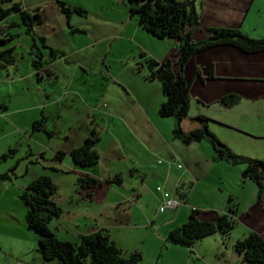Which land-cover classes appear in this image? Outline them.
I'll return each mask as SVG.
<instances>
[{"label": "crops", "instance_id": "crops-1", "mask_svg": "<svg viewBox=\"0 0 264 264\" xmlns=\"http://www.w3.org/2000/svg\"><path fill=\"white\" fill-rule=\"evenodd\" d=\"M62 1L70 8L80 7L82 12L86 10L88 2V0ZM117 1L123 5L125 11L121 15L126 21L124 29L127 30L123 38L131 45L129 53L121 57L126 60V65L119 69L110 67L101 69L105 73L103 76L100 75L102 87L94 91L80 90V93H77L78 90L72 85L71 75L65 81L64 90L72 89L75 94H80V99L85 103L93 99V102H101V105L99 108L89 107L90 105L86 107V112L91 111L92 119L97 120L96 124L80 126L71 140L69 134L65 133L69 143L67 141L68 144L58 150L63 152L58 160L68 165H66L68 171L77 168V178L75 182L72 181L71 188L78 198L76 204H80L81 210L69 208V205L64 209L57 203L61 212L50 219V228L58 238L73 243L77 242L80 234L101 227L106 228L124 254L138 250L142 262L146 264H166L159 260L162 249L180 256L183 264H201L197 249L193 248L196 244L188 247L165 239L170 228L186 219L190 208L197 210L199 218L214 220L218 211H226L227 205L233 204L235 211L232 217L234 222L236 220L240 223V236L248 230H254L264 236V188L257 199V185L252 179L241 175L242 163L234 164L216 157L212 146L204 138L182 141L188 144L183 147L179 142L181 140L177 141L178 137L171 131L174 118L157 113V106L163 99L160 83L156 78L145 77L147 68L143 60L145 57L156 61L173 57L178 40L153 36L138 24L135 17L128 14L123 0ZM41 2L42 0L25 2L22 0V5L19 6L29 11ZM194 6L198 19L189 27L193 39H202L207 34L208 27L213 26L232 27L246 35H250L247 31L251 30L256 34L250 36H264V0H194ZM139 52L144 56H140ZM55 60L50 61V66ZM125 67L128 68L127 74L124 72ZM195 69L199 75L193 74ZM181 73L189 81V112L180 121V127L188 130L195 126L196 122L191 116L203 113L209 117L208 129L229 149L264 160V119L260 118V115L264 116V50L245 52L228 44L210 45L193 53L185 62ZM59 79V75L55 74L54 80ZM117 85L122 88L125 95L120 96L124 103L117 102L114 96ZM192 86H197L196 93H192ZM64 90L62 88L58 95L49 92L42 101L29 105V109L38 112L34 115L32 113V122L43 120L46 115L58 117L59 111L52 105L61 99L60 94ZM228 93L234 94L235 100L228 105L220 103L218 99ZM191 99H195V108L192 111ZM211 104L213 108L208 109ZM45 107L46 115L43 114ZM20 108L24 110V107ZM249 109L258 110L256 122L248 119L251 113ZM0 111L4 112L0 114L7 115V110ZM42 114L43 118L40 119ZM242 117L247 121L243 122ZM73 122L69 115L65 117L63 124L70 130L73 129ZM147 124L152 126L154 133L157 132L155 133L157 148L165 146V151L162 152L163 159L156 161L157 164H154L153 153L147 149L144 142L147 141L146 138L139 135L138 127L145 125L147 129ZM160 125L161 128L166 125L167 130L160 129L158 127ZM90 128L98 130L97 162L91 166L70 163L67 158L69 150L82 142ZM131 141L137 146V148L133 146L135 150H130V145H127L131 144ZM123 146L128 151L127 157H121L115 151ZM252 149L257 153L252 154ZM176 163H180V166ZM207 164L209 165L206 166ZM209 171L216 178L224 176L228 179L227 176L232 174V182L222 180L219 198L201 199V196H197V191L204 187L201 181L208 178ZM2 172L6 173V179L12 181L6 168L0 169V173ZM80 175L94 179L89 189L85 183H79ZM50 178L52 180L51 176ZM14 183L11 187L18 196L26 183L23 181ZM156 185H161L169 191L171 197L176 193L177 197L174 195L172 198L180 202L178 207L174 210L169 208L158 210L161 195L154 193L153 188ZM0 186L3 187V184L0 183ZM178 186L180 190L187 191L189 188L184 197L176 191ZM204 192L202 189L201 194ZM6 197L0 195V264H45L46 261L34 244L36 234L29 232L31 229L24 223V203L19 207L13 198V205H10ZM228 197H231L229 203ZM70 198L72 199V195ZM72 201L70 200L71 203ZM214 204L218 208H214ZM206 206L218 211L205 210ZM230 233L231 230L228 235ZM5 238L15 241V245L18 243V250L11 248L4 250L7 248ZM26 244L30 245L31 249L34 246L33 250H24ZM170 248L177 250H168ZM27 252L29 253L26 255Z\"/></svg>", "mask_w": 264, "mask_h": 264}, {"label": "rangeland", "instance_id": "rangeland-1", "mask_svg": "<svg viewBox=\"0 0 264 264\" xmlns=\"http://www.w3.org/2000/svg\"><path fill=\"white\" fill-rule=\"evenodd\" d=\"M15 1H19V5H22V0H0V7L6 8ZM36 7L40 13L41 21L32 25L31 32L26 31L25 25L21 22L16 11H10L0 16V24H6V29L0 30V109L7 110V115L0 114V169L6 168L12 178V181L6 177L0 179V183L3 184V187L0 186V195H6V200L10 205H13L12 199L14 198L20 207L21 204L23 205V201L12 190L11 186L15 184L14 182L23 181V183H27L37 175L47 173L56 185L54 196L56 204H61L64 209H66V205H69V208L81 210L80 204H76L78 198L71 188L72 181L75 182L77 178V168L68 171L66 168L68 165L64 164L62 160L59 161L58 157H55L54 151L57 152L69 143L66 140V132L69 134V140H71L80 126H93L94 123H97L96 119H92L91 111L86 112V107L90 105L89 107L99 108L101 102L95 103L91 99L85 103L83 99H80V94H75L72 89L64 90V85L66 78L68 79V76L71 75L72 85L79 91L77 93H80V90L94 91V89L102 87L100 75H105V73L101 69L105 67L119 69L126 65V60L121 57L125 53H129L131 45L123 38L127 34V30L124 29L126 21L121 15L125 11L123 5L117 0H88L84 12L78 13L70 9L67 17L56 0H42ZM247 32L250 35L256 34L251 30ZM32 34L35 37V45L31 48ZM37 36H43L44 45L36 38ZM49 47L62 52L64 55L51 57ZM8 48H12L11 51L5 52ZM32 51L41 55L37 72L31 64V59L35 57ZM9 56L12 57V61L8 60ZM62 57L65 59L63 60ZM52 59L56 60L50 66ZM124 72L127 74L128 68L125 67ZM55 74L59 75V81L54 80ZM115 87L114 96L117 102L122 101L124 103V100L120 99V96H125L122 88L118 85ZM62 88L64 91L60 94L61 99L52 105L59 111V116L55 118L52 115H46L45 107L43 114L46 115V118L32 122V113L34 115L38 112L35 109H29L28 106L34 102L42 101L49 92L58 95ZM191 91L196 93L198 91L197 86H192ZM194 104L195 99H191L190 111L195 108ZM20 107H24V110ZM212 108L213 104L208 106V109ZM249 110L251 113L248 115V119L256 122L258 110ZM43 114L39 117L40 119L43 118ZM69 115L72 122L74 121L73 129L70 130L63 124L65 117H69ZM260 118L264 119V116L260 115ZM242 121H247V119L242 117ZM158 127L165 131L168 128L166 125L162 128L161 125ZM94 129L98 132L96 128ZM138 131L141 137L146 138L147 141L144 142L147 144V149L153 153L151 154L154 158V164H157L159 160L163 159L162 152L165 151V146L159 145L160 147L157 148L158 144L155 141V133L157 132L154 133L150 124H147V129L145 125L138 127ZM243 131L253 134L246 130ZM179 142L183 147L188 146L182 140ZM127 145H130V150H135L133 146L137 148L133 141ZM259 147L262 146L259 145ZM115 151L119 153V156L127 157L128 151L125 150L124 146ZM251 151L252 154L257 153L255 149ZM67 158L72 163L69 155ZM227 178L224 176L223 178H216L209 171L208 178L201 181L204 186L202 189L205 192L201 194V189L197 191V196H201V199L219 198V186L222 187V180L232 182V174ZM154 188V193L159 194V191ZM76 192L77 190H75ZM70 195H72V199ZM174 195L176 198V193ZM70 200H73L72 203ZM214 205V208H218L216 204ZM214 208L206 206L204 209L218 211ZM239 224L235 220L234 226L230 229V235L222 237L218 231H215L193 243L196 244L193 248L197 249L201 264H242V262L248 264L232 247L235 237L241 235ZM29 232L35 234L32 230ZM4 241L7 247L4 250L10 248L18 250V243L15 245V241L7 238ZM33 247L31 249L30 245L26 244L24 250H33ZM168 250L177 249L170 248ZM160 253L162 254L159 260L166 264H183L182 258L178 255L170 254L165 249H162ZM53 263L63 264L58 259H53Z\"/></svg>", "mask_w": 264, "mask_h": 264}, {"label": "trees", "instance_id": "trees-1", "mask_svg": "<svg viewBox=\"0 0 264 264\" xmlns=\"http://www.w3.org/2000/svg\"><path fill=\"white\" fill-rule=\"evenodd\" d=\"M60 9L67 17L70 9L81 13L78 6L71 8L62 0H56ZM127 12L135 16L138 24L155 37H171L178 40L175 54L171 58L156 61L145 57L143 62L147 72L145 77L156 78L160 83L163 99L157 106V113L161 116H172L174 123L172 134L184 142L206 139L212 146L216 157L223 158L230 163H242L241 175L252 179L257 185L256 198L264 188V161L261 158L233 152L219 140L207 126L209 117L203 113L191 116L196 125L188 130L180 127V121L188 114L189 81L182 76V68L187 59L198 50L214 44H228L245 52L264 50V36L251 37L232 27H208L207 34L202 39H193L189 27L197 22L198 14L194 0H123ZM16 11L26 31L31 32L32 25L41 21L37 7L27 11L20 8L18 2H13L6 8L0 7V16ZM6 24H0L4 31ZM43 45V36L36 37ZM35 45L32 34L31 48ZM30 48V50H31ZM8 48L6 51H11ZM31 64L37 72L39 66V53L33 52ZM50 56L63 55L62 52L49 47ZM140 56H144L139 52ZM49 60L50 58L47 57ZM9 61L12 57L9 56ZM194 75H199L195 69ZM232 93L221 96L218 101L228 105L235 100ZM35 125V123H33ZM98 133L90 128L82 142L69 150L72 162L79 166H91L98 160L96 149ZM62 151L55 152L57 157ZM6 173H0L5 177ZM79 183H85L88 189L94 179L85 176L78 177ZM178 194L184 197L186 190L176 188ZM56 185L50 176L41 173L29 180L18 193V197L25 205L24 223L36 234V249L40 252L45 264H54L53 259H58L63 264H146L141 260L138 250L124 254L120 247L110 237L106 228H98L92 232L80 234L77 242L58 238L49 226L51 218L58 216L61 208L56 204L54 196ZM231 197H228V203ZM235 211L233 204H228L226 211L217 212L214 220L202 219L197 216V210L190 208L186 219L179 225L170 228L165 239L168 242L184 246H191L196 240L205 235L218 231L222 237L228 235L234 224L232 214ZM233 249L239 253L248 264H264V236L254 230H248L232 242Z\"/></svg>", "mask_w": 264, "mask_h": 264}, {"label": "built area", "instance_id": "built-area-1", "mask_svg": "<svg viewBox=\"0 0 264 264\" xmlns=\"http://www.w3.org/2000/svg\"><path fill=\"white\" fill-rule=\"evenodd\" d=\"M177 166H180V163H176ZM155 189L159 191L161 195V200L158 206V210H163L164 208H169L174 210L180 202L170 196V192L164 189L161 185H156Z\"/></svg>", "mask_w": 264, "mask_h": 264}]
</instances>
